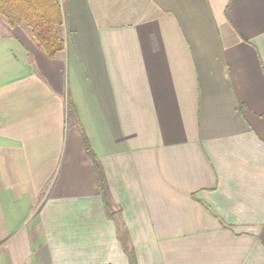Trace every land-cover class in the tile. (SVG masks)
<instances>
[{"label": "crops", "instance_id": "obj_1", "mask_svg": "<svg viewBox=\"0 0 264 264\" xmlns=\"http://www.w3.org/2000/svg\"><path fill=\"white\" fill-rule=\"evenodd\" d=\"M61 5L0 14V264H264V0Z\"/></svg>", "mask_w": 264, "mask_h": 264}, {"label": "trees", "instance_id": "obj_2", "mask_svg": "<svg viewBox=\"0 0 264 264\" xmlns=\"http://www.w3.org/2000/svg\"><path fill=\"white\" fill-rule=\"evenodd\" d=\"M0 14L7 18L11 26L27 23L32 29L38 45L47 53L48 57L54 58L59 52L66 49V43L58 33V28L65 22L61 0H0ZM69 116L78 120L72 110H69ZM84 141L87 151L93 155L86 137H84ZM96 169L101 196L110 217L113 216L114 204L103 169L100 165Z\"/></svg>", "mask_w": 264, "mask_h": 264}]
</instances>
